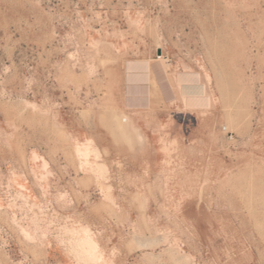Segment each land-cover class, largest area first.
Segmentation results:
<instances>
[{"label": "rangeland", "instance_id": "374dc122", "mask_svg": "<svg viewBox=\"0 0 264 264\" xmlns=\"http://www.w3.org/2000/svg\"><path fill=\"white\" fill-rule=\"evenodd\" d=\"M0 264H264V0H0Z\"/></svg>", "mask_w": 264, "mask_h": 264}, {"label": "crops", "instance_id": "0c3cea01", "mask_svg": "<svg viewBox=\"0 0 264 264\" xmlns=\"http://www.w3.org/2000/svg\"><path fill=\"white\" fill-rule=\"evenodd\" d=\"M155 59H133L125 62L122 76L123 97L120 105L126 111H143L156 102L175 103L178 96L206 94V86L200 82L196 86L185 81L178 82L179 73L173 74Z\"/></svg>", "mask_w": 264, "mask_h": 264}, {"label": "bare ground", "instance_id": "6f19581e", "mask_svg": "<svg viewBox=\"0 0 264 264\" xmlns=\"http://www.w3.org/2000/svg\"><path fill=\"white\" fill-rule=\"evenodd\" d=\"M163 55H161L159 58H161ZM200 75L198 73H194V72H182V73H179L178 74V77H177V80L178 82H181V81H185V82H188L190 84H193V86H196L198 84V82H200ZM185 97V100L187 101V105L189 106H203L205 104H207V102L209 101V99L203 97V96H197V95H188V96H184ZM206 100V101H205ZM205 101V103H203ZM122 120H126V118H122ZM83 146V145H82ZM83 149V148H82ZM85 150V149H83ZM82 150V151H83ZM81 149H80V152H82ZM84 152V151H83ZM86 152V151H85ZM84 152V153H85ZM83 154V153H82ZM87 154V153H86ZM84 231V230H83ZM85 232V231H84ZM82 237V236H81ZM79 239V238H78ZM85 242L91 247V242L88 240V239H85ZM79 242H77L76 244H78ZM81 243V242H80ZM81 247V246H80ZM82 250V249H81ZM85 250V249H84ZM94 251V249H91V251ZM78 251H80L78 249ZM77 251V252H78ZM82 252V251H81ZM88 252V251H87ZM95 253V251L93 252ZM97 253V252H96ZM82 254V253H81ZM92 254V253H90ZM96 255V254H95ZM81 256V255H79ZM83 256V255H82ZM93 258L95 257L93 254H92ZM84 257V256H83ZM99 257V256H98ZM86 258V257H85ZM90 259V258H89ZM97 260H94V261H98V258H96ZM86 261V260H85ZM87 262V261H86Z\"/></svg>", "mask_w": 264, "mask_h": 264}, {"label": "built area", "instance_id": "2783aa9c", "mask_svg": "<svg viewBox=\"0 0 264 264\" xmlns=\"http://www.w3.org/2000/svg\"><path fill=\"white\" fill-rule=\"evenodd\" d=\"M161 55H162V54H161V52H160V54H157V56H156V57H157V58H159Z\"/></svg>", "mask_w": 264, "mask_h": 264}, {"label": "water", "instance_id": "95a60500", "mask_svg": "<svg viewBox=\"0 0 264 264\" xmlns=\"http://www.w3.org/2000/svg\"><path fill=\"white\" fill-rule=\"evenodd\" d=\"M160 52H161L160 49H157V54H160Z\"/></svg>", "mask_w": 264, "mask_h": 264}]
</instances>
